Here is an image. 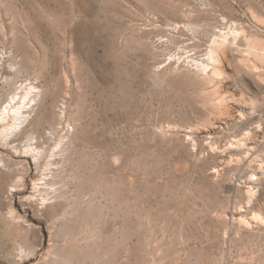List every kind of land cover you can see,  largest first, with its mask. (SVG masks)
<instances>
[{
  "label": "rangeland",
  "instance_id": "rangeland-1",
  "mask_svg": "<svg viewBox=\"0 0 264 264\" xmlns=\"http://www.w3.org/2000/svg\"><path fill=\"white\" fill-rule=\"evenodd\" d=\"M214 32L230 60L206 84ZM252 37L264 41V0H0V101L35 98L20 138L61 153L53 202L27 198L36 166L0 164V264H59L68 206L66 242H88L87 264H264V231L239 224L264 215V65L241 63ZM213 87L235 120L206 102Z\"/></svg>",
  "mask_w": 264,
  "mask_h": 264
},
{
  "label": "bare ground",
  "instance_id": "bare-ground-1",
  "mask_svg": "<svg viewBox=\"0 0 264 264\" xmlns=\"http://www.w3.org/2000/svg\"><path fill=\"white\" fill-rule=\"evenodd\" d=\"M231 23V28L233 31H235L234 33L238 34L239 30H243V28L240 29L239 26L236 25V23H234L233 21L230 22ZM230 28V29H231ZM228 29V28H227ZM229 29V30H230ZM241 32V31H240ZM214 38L212 40L211 45L209 46V51H210V56L207 57L208 59L212 58V60H214L215 63H217L218 65H215L214 67V71L212 72H206L204 69V73L202 74L203 76V81L206 84H209L210 81L214 80L213 76L214 74H219V76H221V74L225 73V69L228 67L229 65V60H230V50H231V41L230 38L227 35H224L222 33H218V32H214ZM242 35V34H241ZM237 36V35H236ZM241 38V37H240ZM247 40V39H246ZM236 43L235 41L233 42V44ZM236 47V46H235ZM239 49V48H238ZM242 50V49H241ZM208 51V52H209ZM247 55L243 54L242 57V62L244 63V66L249 69L252 72H256V73H260L261 72V65H264V41L262 42L261 40H258L256 38H250L247 41ZM209 54V53H208ZM210 62V61H209ZM231 63V62H230ZM213 64V63H212ZM204 66V65H203ZM206 66V65H205ZM263 67V66H262ZM207 69V68H206ZM203 70V69H202ZM201 70V71H202ZM215 74V75H216ZM254 74V73H253ZM198 75V73H197ZM224 76V75H222ZM229 76V75H228ZM216 77V76H215ZM230 77V76H229ZM228 77V78H229ZM223 78V77H221ZM221 80V79H220ZM200 81V80H199ZM215 81V80H214ZM201 82V81H200ZM221 83V82H220ZM219 83V84H220ZM205 84V85H206ZM211 84V83H210ZM32 85V84H31ZM222 85V84H221ZM27 86V85H26ZM210 86V85H208ZM35 86L30 88V92H34L36 91ZM207 87V86H205ZM219 87V85H218ZM221 87V86H220ZM219 87V88H220ZM213 87V89H209L208 91L206 90L205 94V99L206 102L209 103V105H212L213 109H217L218 113L220 115L225 116L227 119H231V120H235L239 114H237L238 112L231 106L229 105V102H225V101H229V100H225L218 91H217V86ZM20 89V88H19ZM22 89V88H21ZM23 90V89H22ZM21 90V92H22ZM223 90V89H222ZM20 91L15 92L8 100V102H6L4 104V102L0 101V149L5 151L6 153L8 152V154L10 155L9 158H7V155H1L0 154V164L1 165H5V162L7 160H12L13 159H18V158H22V161L19 162L23 165H25L28 169L31 168L32 165L36 166L38 171L36 172V176L35 178L32 180V192H30L29 196L27 197L28 200H30L31 202H36L37 200H41L43 203H47L48 201L53 202L55 201L57 195L58 194L55 191V188H49L48 184H49V180H52V176H54V169H56V165H57V159L61 153H58V146H54L50 149H46V148H38L39 143L42 141L41 138H39L37 135L34 134H30L29 136H27L26 139H21L20 136L22 135V132L24 130V127L29 123V119H30V114H31V108L34 105L33 102L35 98H31L28 96H22ZM29 92V93H30ZM225 92V91H223ZM202 94V95H203ZM25 95V94H24ZM32 96H34L33 94H31ZM204 96V95H203ZM35 97V96H34ZM6 100V99H5ZM204 100V99H203ZM235 103V102H234ZM237 103V102H236ZM242 108V107H241ZM243 110V108H242ZM215 111V110H214ZM215 115V114H214ZM219 115V116H220ZM241 115V114H240ZM218 116V115H217ZM215 117V116H214ZM218 118V117H216ZM215 119V118H214ZM220 119V118H219ZM244 119V118H243ZM223 120V119H222ZM212 121V120H211ZM216 121V120H215ZM241 121V120H240ZM234 122V121H233ZM231 123V122H228ZM258 126V125H257ZM257 130V128H255ZM255 130V131H256ZM164 131V130H162ZM161 131V132H162ZM260 132V131H259ZM263 132V131H262ZM24 133V132H23ZM246 133V132H245ZM47 135L51 136L52 133L50 131V133H47ZM168 135V134H167ZM173 135V134H172ZM245 136V135H244ZM247 136V135H246ZM257 136V135H256ZM22 137V136H21ZM62 138V136L60 137ZM188 138V137H187ZM191 138V137H190ZM243 139V138H241ZM249 139V138H248ZM253 139V138H252ZM180 140V139H179ZM187 140V139H186ZM247 141V140H246ZM255 141V140H254ZM64 143V141L60 140L59 143ZM241 142V140H240ZM258 142V141H257ZM62 143V144H63ZM215 143V142H214ZM61 144V145H62ZM65 144V143H64ZM72 144V143H71ZM242 144H245V142H242ZM260 144V143H259ZM60 145V144H59ZM60 145V146H61ZM194 144L191 143V140L189 141V146H193ZM252 145V144H251ZM240 146V145H239ZM19 147H21L19 149ZM25 147V148H24ZM196 147V146H195ZM238 147V146H237ZM252 147V146H251ZM194 149V147H192ZM191 148V149H192ZM211 148V147H210ZM227 148V147H226ZM225 148V149H226ZM22 149V150H21ZM60 149V147H59ZM214 149V148H212ZM64 150L66 151V149L64 148ZM217 150V148H216ZM215 150V151H216ZM221 151V150H220ZM227 151V150H226ZM63 153V152H62ZM68 153V152H67ZM66 153V154H67ZM70 153V152H69ZM65 154V153H64ZM218 154V153H217ZM203 155V154H202ZM63 156V155H62ZM254 156V155H253ZM30 158V160H28L27 158ZM74 157V156H72ZM230 157V156H229ZM246 157V156H244ZM68 158V157H67ZM73 159V158H72ZM248 158H244V160L239 161L240 164H244L247 162ZM68 160V159H67ZM221 160V159H220ZM228 160V158H227ZM233 160V159H232ZM236 162V161H235ZM238 162V161H237ZM244 162V163H243ZM262 162V161H261ZM44 163V165L42 166V164ZM72 163V162H71ZM74 163V162H73ZM234 163V162H233ZM259 163V162H258ZM235 164V163H234ZM247 164V163H246ZM264 164V163H262ZM69 165V164H68ZM71 165V164H70ZM82 165V163H81ZM61 166V165H60ZM78 167V166H77ZM83 167V166H82ZM58 168V167H57ZM76 168V167H75ZM224 168V167H223ZM249 168V167H248ZM72 169V168H71ZM88 169V168H87ZM95 169V168H94ZM57 170V169H56ZM66 170V169H65ZM84 170V169H83ZM215 170V169H214ZM62 171V170H61ZM80 171V170H79ZM88 171V170H87ZM213 171V170H212ZM217 171V170H216ZM220 171V170H219ZM91 172V171H89ZM93 172V171H92ZM99 172V171H98ZM77 173V171L75 172ZM87 173V172H86ZM253 173V172H252ZM73 175V174H72ZM217 175H219V173H217ZM66 176V175H65ZM71 176V175H70ZM254 176V175H253ZM88 177V176H86ZM91 177V176H90ZM99 177V176H98ZM256 177V176H255ZM216 178V177H215ZM254 178V177H253ZM98 179V178H97ZM82 180V179H81ZM85 180V179H84ZM86 183V182H85ZM89 183V182H88ZM52 184V183H50ZM107 184V183H106ZM125 184V183H124ZM53 185V184H52ZM79 185V184H78ZM88 186V184H86ZM95 185V184H94ZM91 186V185H90ZM113 186V185H112ZM68 187V186H67ZM80 187V186H79ZM93 187V186H92ZM81 188H83L81 186ZM80 188V190H81ZM86 188V187H85ZM101 188V187H100ZM118 188V187H117ZM25 189H27L26 187V183L23 180L22 177H19V179H17L14 183V185L12 186V194H19L21 191H25ZM87 189V188H86ZM93 189V188H92ZM79 190V189H78ZM95 190V189H94ZM100 190V189H99ZM82 191V190H81ZM80 191V192H81ZM79 192V191H78ZM257 192V191H256ZM85 193V192H84ZM97 193V192H95ZM100 193V192H99ZM98 193V194H99ZM108 193V192H106ZM111 193V192H110ZM113 193H115V191H113ZM94 194V193H92ZM82 195V194H81ZM87 195V194H86ZM120 196V195H119ZM40 197V198H39ZM84 197V196H83ZM94 197V195H93ZM111 197V196H110ZM255 197V192L253 190V188L248 187L245 191V198L247 199V201L252 202L254 200ZM98 198V197H97ZM109 198V197H108ZM125 198V197H124ZM123 198V199H124ZM64 199V198H62ZM88 199V198H87ZM114 199V198H113ZM119 199V198H118ZM117 199V200H118ZM92 201V200H91ZM139 201V200H138ZM41 202V203H42ZM90 202V201H89ZM108 202V201H107ZM113 202V201H112ZM121 202V201H120ZM95 203V202H94ZM99 203V202H98ZM91 204V203H90ZM96 204V203H95ZM94 204V205H95ZM129 204V203H127ZM249 204V203H248ZM70 205V204H69ZM87 205V204H86ZM89 206V205H87ZM91 207V206H90ZM89 207V208H90ZM94 207V206H93ZM137 207V206H135ZM92 208V207H91ZM111 208V207H110ZM122 208V207H121ZM74 209V207H73ZM96 209V208H95ZM15 210V209H14ZM69 206L66 208V211L63 212V216H62V220L60 223V231L62 233V235H64V237L67 238L68 237H73L76 233H74V227H73V217L71 215V213L69 212ZM144 211V210H143ZM88 212V211H87ZM122 212V211H121ZM89 213V212H88ZM96 213V212H95ZM94 213V214H95ZM100 213V212H99ZM117 213V212H116ZM90 214V213H89ZM237 214V213H236ZM261 214V213H260ZM88 216V215H87ZM236 216V215H235ZM79 217H82L79 216ZM84 220L80 219L79 221L81 223H83V221L86 220V218L83 216ZM91 218V217H90ZM143 218V217H142ZM234 218V217H233ZM88 219V218H87ZM24 220V219H22ZM150 220V219H149ZM19 222L21 220H18ZM25 221V220H24ZM95 223V222H94ZM169 224V223H168ZM239 224L241 226H244L243 228L248 229L250 232H255V231H264V215H258V216H254L253 219L251 221H245V219L239 222ZM94 225V224H93ZM55 226V225H54ZM149 227V226H148ZM54 228V227H53ZM242 228V229H243ZM244 229V230H245ZM153 231V230H152ZM163 231V230H161ZM239 232L241 230H238ZM126 232V231H125ZM95 233V231H94ZM101 233V232H99ZM259 232L256 233V235ZM170 234V233H169ZM253 234V233H252ZM260 234V233H259ZM262 234V233H261ZM79 235V234H77ZM147 235V234H146ZM87 236V235H86ZM84 235L83 238L86 237ZM227 236V235H225ZM56 237V236H55ZM88 237V236H87ZM229 237V236H228ZM257 237V236H256ZM64 238V239H66ZM76 238V237H75ZM73 238V239H75ZM25 239V238H24ZM67 240H65L61 245H60V250L57 252V257H55V260L57 262H59V264H87L88 263V258H89V254H90V249L88 247V242L84 241L83 239L81 241H83V243L81 245H79L80 243H78V248H77V253L72 249L71 245L74 244V242L70 245H68V243L66 242ZM71 240V239H70ZM91 240V239H90ZM73 241V240H72ZM88 241V240H87ZM124 241V240H123ZM24 243V241H22ZM26 243V242H25ZM70 243V242H69ZM149 243V242H148ZM126 244V243H125ZM76 246V245H73ZM93 247V246H92ZM74 248V249H75ZM108 249V248H107ZM34 250V249H33ZM147 250V249H146ZM157 250V249H156ZM115 251V250H114ZM113 251V252H114ZM47 252V251H46ZM112 252V253H113ZM99 253V252H98ZM108 253V252H107ZM24 254H26V248L23 245H20L19 249H18V255L20 258L24 257ZM144 255V254H143ZM181 257V256H180ZM54 259V258H53ZM49 260V259H48ZM88 260V261H87ZM154 260V258H153ZM45 261V260H44ZM156 261V259H155ZM154 262V261H153ZM97 264V263H96ZM160 264V263H159Z\"/></svg>",
  "mask_w": 264,
  "mask_h": 264
}]
</instances>
